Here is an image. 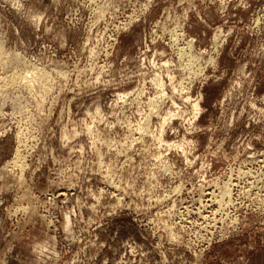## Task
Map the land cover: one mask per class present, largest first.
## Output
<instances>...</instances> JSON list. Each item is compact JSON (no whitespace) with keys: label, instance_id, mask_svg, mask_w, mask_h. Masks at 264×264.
I'll return each mask as SVG.
<instances>
[{"label":"rangeland","instance_id":"rangeland-1","mask_svg":"<svg viewBox=\"0 0 264 264\" xmlns=\"http://www.w3.org/2000/svg\"><path fill=\"white\" fill-rule=\"evenodd\" d=\"M0 264H264V0H0Z\"/></svg>","mask_w":264,"mask_h":264},{"label":"bare ground","instance_id":"bare-ground-1","mask_svg":"<svg viewBox=\"0 0 264 264\" xmlns=\"http://www.w3.org/2000/svg\"><path fill=\"white\" fill-rule=\"evenodd\" d=\"M3 55V54H2ZM18 59H20L19 57H18ZM198 111V110H197Z\"/></svg>","mask_w":264,"mask_h":264}]
</instances>
